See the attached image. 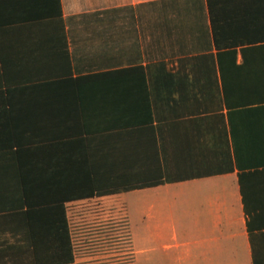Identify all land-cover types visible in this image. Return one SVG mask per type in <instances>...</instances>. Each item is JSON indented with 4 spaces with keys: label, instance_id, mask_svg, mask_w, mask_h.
<instances>
[{
    "label": "crops",
    "instance_id": "crops-1",
    "mask_svg": "<svg viewBox=\"0 0 264 264\" xmlns=\"http://www.w3.org/2000/svg\"><path fill=\"white\" fill-rule=\"evenodd\" d=\"M255 46L217 49L206 0H0V264L37 261L48 196L63 264L81 204L110 209L115 241L128 224L136 264H264Z\"/></svg>",
    "mask_w": 264,
    "mask_h": 264
},
{
    "label": "trees",
    "instance_id": "trees-1",
    "mask_svg": "<svg viewBox=\"0 0 264 264\" xmlns=\"http://www.w3.org/2000/svg\"><path fill=\"white\" fill-rule=\"evenodd\" d=\"M210 15L214 44L217 49H234L238 45H257L264 50V0H206ZM61 24V15L51 21ZM141 70V67H134ZM159 174L152 180L126 182L122 189L129 190L161 183ZM113 190H101L99 193H110ZM88 192H77L75 197H85ZM90 193V192H89ZM42 200V199H41ZM49 203L38 206V257L33 264H63L74 261L70 226L62 202L55 204L50 196L43 199ZM54 201V202H53ZM54 203V204H52ZM29 214V211L26 213ZM36 237L31 240L35 241ZM40 245L48 248L39 249ZM49 251L48 253H40Z\"/></svg>",
    "mask_w": 264,
    "mask_h": 264
},
{
    "label": "rangeland",
    "instance_id": "rangeland-1",
    "mask_svg": "<svg viewBox=\"0 0 264 264\" xmlns=\"http://www.w3.org/2000/svg\"><path fill=\"white\" fill-rule=\"evenodd\" d=\"M111 214L97 204L74 208L71 226L77 264H136L128 224H122L121 233L117 230L115 241L113 226L108 223Z\"/></svg>",
    "mask_w": 264,
    "mask_h": 264
}]
</instances>
